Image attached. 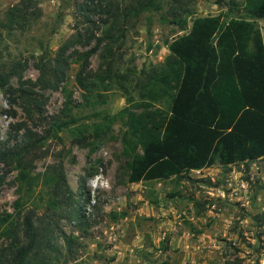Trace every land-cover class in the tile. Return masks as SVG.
I'll return each instance as SVG.
<instances>
[{"label":"rangeland","instance_id":"1","mask_svg":"<svg viewBox=\"0 0 264 264\" xmlns=\"http://www.w3.org/2000/svg\"><path fill=\"white\" fill-rule=\"evenodd\" d=\"M231 1L239 9L244 2L188 0L173 14V3L159 0L157 9L142 10L121 37L103 39L89 55L90 91L75 82L77 67L69 59L59 87L41 91V121L27 119L17 102L9 103L13 95L0 89V144L15 141L18 123L42 133L51 117L74 118L69 129L57 133L59 139L43 141L26 178L14 164L0 163V247L12 242V228L24 241L19 220L32 211L34 225L44 227L57 249H50L48 264H264V158L230 165L214 161L182 177L134 183L126 182L123 167L124 117L118 111L137 97L136 80L161 64L167 42L185 33L193 18L236 13L227 9ZM18 2L0 0V63L25 60L20 79L34 80V57L44 48L54 54L74 31L75 0H24L34 15L22 28L7 14ZM94 32L101 35L100 29ZM94 42L76 48L83 51ZM17 84V76L10 77L8 85ZM66 99L70 110L63 115ZM77 132L86 137L84 144L74 141ZM58 165L77 217L51 194L49 176Z\"/></svg>","mask_w":264,"mask_h":264},{"label":"trees","instance_id":"2","mask_svg":"<svg viewBox=\"0 0 264 264\" xmlns=\"http://www.w3.org/2000/svg\"><path fill=\"white\" fill-rule=\"evenodd\" d=\"M169 1L173 3L170 11L175 14L188 0ZM74 5V31L54 54L44 48L34 57V80L20 79L25 60L0 63V89L13 95L9 103L17 102L30 121L45 119L41 115V91L59 87L70 58L77 67L75 82L90 91L93 81H89L87 71L89 55L103 39L121 37L127 24L142 10L157 9L159 0H75ZM27 9L24 0H19L7 14L22 28L28 16L34 15ZM227 9L236 13L226 19L221 15L193 18L185 33L167 42L161 64L136 80L137 97H130V107L118 111L124 117L120 142L126 182L182 177L214 161L230 165L264 158V0H244L240 9L237 2L231 1ZM174 21L182 29L183 22L178 18ZM99 29L101 35L97 36L94 31ZM93 41L86 50L76 48ZM14 75L18 84L11 87L8 82ZM69 104V99L63 102L61 114L69 113ZM46 123L42 133L18 123L16 129L21 132L15 141L0 144L2 166L14 164L18 176L26 178L40 156L43 141L59 139L57 133L69 129L74 118L55 116ZM85 139L77 132L74 141L84 144ZM3 175L0 172V186ZM49 181L51 194L67 203V214L77 217L78 208L71 204L61 165ZM33 216L29 211L19 220L23 242L15 228L11 229L12 242L0 247V264H28L31 258L33 264H48L50 251L57 253L44 227L34 225Z\"/></svg>","mask_w":264,"mask_h":264}]
</instances>
